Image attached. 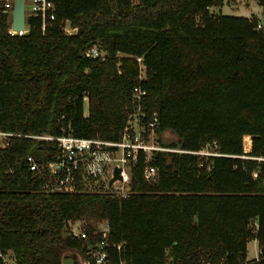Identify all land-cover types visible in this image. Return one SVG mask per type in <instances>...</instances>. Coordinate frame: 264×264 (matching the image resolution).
Segmentation results:
<instances>
[{"label":"trees","instance_id":"trees-1","mask_svg":"<svg viewBox=\"0 0 264 264\" xmlns=\"http://www.w3.org/2000/svg\"><path fill=\"white\" fill-rule=\"evenodd\" d=\"M49 1L55 20L44 33L41 20L28 17V32L10 35L1 17L0 130L117 140L133 87L141 85L148 112L159 114L161 144L197 150L216 141L222 153L240 155L251 135L252 155L264 156L258 17L210 10L227 0ZM66 21L75 32L65 31ZM93 45L106 55L86 56ZM137 57L145 65L142 80ZM166 131L178 140L163 143ZM27 154L50 161L56 149L24 136L0 143V253L11 251L14 264L88 258L92 240L73 238L67 227L81 218L107 219L110 241L124 243L128 264H264V164L254 179L255 160L159 152L156 181L145 179L140 159L130 170L131 194L119 197L49 193L22 162ZM87 229L92 233L90 222ZM252 239L260 252L247 260ZM110 251L114 263L119 255Z\"/></svg>","mask_w":264,"mask_h":264},{"label":"built area","instance_id":"built-area-1","mask_svg":"<svg viewBox=\"0 0 264 264\" xmlns=\"http://www.w3.org/2000/svg\"><path fill=\"white\" fill-rule=\"evenodd\" d=\"M14 0H0V20L6 17V32L10 35L24 34L29 30L28 17H37L41 20V30L44 33L55 20L54 6L49 0H25L26 22L22 31L14 30L12 27V13ZM68 23V25H67ZM263 21L257 23V30L263 28ZM67 33H73L69 22L64 23ZM1 31V26H0ZM90 57H104L97 45L88 48L85 53ZM140 63V74L138 80L145 78V65L142 57H137ZM147 90L141 85L133 87L131 95V106L127 114L125 125L117 140H106L97 137L76 136L71 130L64 131L60 135H35L7 132L0 130V143L8 144V138L12 136H24L50 142L56 149V155L50 161H44L33 154H27L22 162L33 173L35 177L43 181L44 189L49 193H75L88 192L85 190L88 184L105 187L107 193L119 197H127L131 194L130 170L140 159L144 163V177L147 181H156L159 176V166L154 164L159 152L189 153L196 155L199 160L209 159L214 156H234L243 159H251L257 162L256 169L252 172L254 179L258 178L264 156L252 155L251 135L243 137V152L240 155H229L218 149L216 141H207L197 150H188L180 147H170L161 144L157 139L159 127V114L157 111L151 113L146 105ZM85 110H88V97H83ZM121 168L120 178L115 179L114 170ZM264 186V177L262 179ZM93 226L92 233L87 229V224L80 223L79 219L69 220L67 227L73 238L92 240L87 245L88 258L78 255L75 264H128L123 252V242L110 241V224L107 219L90 222ZM251 227L256 230L258 222L252 219ZM115 248L119 258L112 263L111 249ZM260 252V249H259ZM258 252V254H259ZM12 255V254H11ZM0 253L5 264H14V256ZM258 257V256H257Z\"/></svg>","mask_w":264,"mask_h":264},{"label":"rangeland","instance_id":"rangeland-1","mask_svg":"<svg viewBox=\"0 0 264 264\" xmlns=\"http://www.w3.org/2000/svg\"><path fill=\"white\" fill-rule=\"evenodd\" d=\"M226 9H224V13H229L232 15H244L249 14L251 16L258 17L259 21L264 20V7L259 5L255 0H227V3L225 4ZM213 13H221V10L218 9V7H211L210 9ZM68 25V23H67ZM76 29L72 30V32H75ZM97 47L101 50L103 54H106V51L99 47ZM121 56V54H119ZM85 113H87V110H85ZM161 139L163 143L170 144L172 142H175L178 140L177 135L172 131H166L161 135ZM88 192H104L106 189L103 186L96 185L95 183L88 184L85 188ZM80 223L87 224L91 222L92 220L89 219H79ZM258 243L257 240L252 239L247 243V260L256 258L258 256ZM7 257L9 259V255H13L11 251H7ZM11 255V256H12ZM69 255H72L69 253Z\"/></svg>","mask_w":264,"mask_h":264},{"label":"water","instance_id":"water-1","mask_svg":"<svg viewBox=\"0 0 264 264\" xmlns=\"http://www.w3.org/2000/svg\"><path fill=\"white\" fill-rule=\"evenodd\" d=\"M26 14H25V0H14V7L12 13V27L14 30L22 31L25 29ZM121 168L116 167L114 170V177L110 183L115 179L120 178ZM62 264H75V260L72 257H65L62 260Z\"/></svg>","mask_w":264,"mask_h":264},{"label":"crops","instance_id":"crops-1","mask_svg":"<svg viewBox=\"0 0 264 264\" xmlns=\"http://www.w3.org/2000/svg\"><path fill=\"white\" fill-rule=\"evenodd\" d=\"M226 8H228V7H226L225 5L224 6H221V7H218V9L219 10H221V13L222 14H229V13H224V9H226ZM229 15H232V14H229ZM237 16H239V15H237ZM243 16H247V17H250V15L249 14H244ZM256 240V239H255ZM257 243H258V241H257ZM258 247H259V243H258ZM259 252V251H258Z\"/></svg>","mask_w":264,"mask_h":264}]
</instances>
